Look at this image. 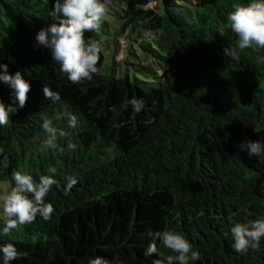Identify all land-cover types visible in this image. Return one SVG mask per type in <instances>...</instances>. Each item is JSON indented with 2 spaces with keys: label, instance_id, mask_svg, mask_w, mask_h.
Listing matches in <instances>:
<instances>
[{
  "label": "trees",
  "instance_id": "trees-1",
  "mask_svg": "<svg viewBox=\"0 0 264 264\" xmlns=\"http://www.w3.org/2000/svg\"><path fill=\"white\" fill-rule=\"evenodd\" d=\"M117 1L126 19L120 30L111 32L105 19L98 32L85 33L101 45L99 74L74 84L36 42L56 22L55 0H0V63L31 84L21 109L0 81V100L17 108L0 126V179L14 182L19 171L60 184L46 198L51 219L37 216L0 234V246L11 243L25 254L11 264H88L97 257L166 264L174 253L154 234L172 230L200 252L194 264H264V239L258 252L242 255L231 236L236 223L264 218V161L239 148L247 140L264 143V50H238L239 61L231 59L223 50L236 47L237 37L218 33L233 3L249 0H158L161 13L146 7L156 0ZM127 28L130 39L143 37L146 53L126 61L134 76L130 68L121 73L115 59L113 40ZM45 84L59 101L45 98ZM133 98L144 102L139 113ZM45 116L67 133L55 149L44 147ZM70 179L77 183L66 190ZM153 242L159 254L146 256Z\"/></svg>",
  "mask_w": 264,
  "mask_h": 264
},
{
  "label": "clouds",
  "instance_id": "clouds-1",
  "mask_svg": "<svg viewBox=\"0 0 264 264\" xmlns=\"http://www.w3.org/2000/svg\"><path fill=\"white\" fill-rule=\"evenodd\" d=\"M232 11L226 17V23L218 26L219 35L223 36L226 30H230L237 37L236 47L224 48L223 54L239 61V52L251 49L254 52L264 50V0H249L248 3H233ZM106 0H55L50 15L56 22L48 24L36 35V42L49 49L51 58L59 65V71L67 76V79L80 84L83 81L92 80L99 74L98 63L100 60L101 45L98 41L85 39V33L98 32L108 14ZM264 62V57H260ZM0 81L8 84L13 90L14 103L19 108L25 107L31 84L24 78L20 71L14 75L9 74L8 65L0 63ZM46 99L53 103L60 100L58 92H53L46 84L43 87ZM135 112L139 113L143 107L142 99L133 98L129 101ZM17 108L6 106L0 100V126H8L10 116L16 113ZM42 128L47 134L44 141L45 148H57L58 138H65L67 133L53 126V121L48 117H42ZM70 127L77 126V117L71 115L68 118ZM76 144L69 142L68 148L75 150ZM240 150L246 151L249 157L255 156L264 161V143L247 140L239 145ZM55 173V168H50ZM14 187L7 194L0 195L2 202V219L4 227L0 234L8 236L13 229L32 224L37 216L45 221L50 220L54 212L51 203H46L53 186L60 187L59 182L52 176L41 175L38 180L30 174L22 172L13 173ZM77 181L70 179L66 190H70ZM227 235V234H226ZM231 236L234 241L233 248L239 254H247L249 250L258 252L260 242L264 239V218L247 223H236L231 228ZM154 239H159L164 248L169 249L173 255L166 257V264H194L201 259L199 251L193 249V245L185 236L165 230L156 232ZM3 264H11L12 261L23 258L25 254L19 252L9 243L0 246ZM159 254L155 242L151 243L145 255ZM88 264H108L100 257L90 259ZM154 264H165L163 260H155Z\"/></svg>",
  "mask_w": 264,
  "mask_h": 264
},
{
  "label": "rangeland",
  "instance_id": "rangeland-1",
  "mask_svg": "<svg viewBox=\"0 0 264 264\" xmlns=\"http://www.w3.org/2000/svg\"><path fill=\"white\" fill-rule=\"evenodd\" d=\"M107 6H108V14L105 17V19L108 20L111 28V32H117L120 30V27L122 23L126 20L123 13V5L120 1L117 0H106ZM147 8L155 9L158 12H163L162 5L160 1H152L147 6ZM187 12V10H186ZM188 15V14H187ZM130 32L131 29L127 28V30L119 35V37H115L113 41L116 42V53H115V59L118 61V65L121 68V73L125 72L127 68L131 69V74L134 76L136 72L134 71V67L131 63H126V61L130 62H137L139 59L137 58V55H143L146 56V53L142 48H140L139 44L143 42V37L138 36L136 37V40L130 39ZM159 47V46H157ZM113 49L114 46L112 45L109 48H106V54L107 59L111 60L113 55ZM159 49L162 51V53H166V51L159 47ZM130 52H133L135 54H130ZM146 63L149 61L148 59L144 60ZM109 62V61H108ZM123 65V66H122ZM122 66V67H121ZM161 72V70H160ZM8 164V163H7ZM6 164V165H7ZM14 187V182L9 178H3L0 179V195L7 194L10 189ZM4 227V221L2 219V202H0V231H2V228Z\"/></svg>",
  "mask_w": 264,
  "mask_h": 264
}]
</instances>
